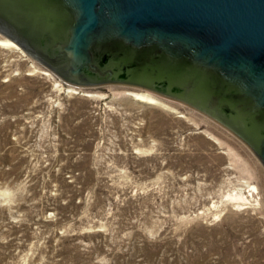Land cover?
<instances>
[{"label":"rangeland","instance_id":"1","mask_svg":"<svg viewBox=\"0 0 264 264\" xmlns=\"http://www.w3.org/2000/svg\"><path fill=\"white\" fill-rule=\"evenodd\" d=\"M0 264H264V164L183 103L0 44Z\"/></svg>","mask_w":264,"mask_h":264},{"label":"water","instance_id":"2","mask_svg":"<svg viewBox=\"0 0 264 264\" xmlns=\"http://www.w3.org/2000/svg\"><path fill=\"white\" fill-rule=\"evenodd\" d=\"M0 35L77 87L183 103L264 164V0H0Z\"/></svg>","mask_w":264,"mask_h":264},{"label":"bare ground","instance_id":"3","mask_svg":"<svg viewBox=\"0 0 264 264\" xmlns=\"http://www.w3.org/2000/svg\"><path fill=\"white\" fill-rule=\"evenodd\" d=\"M0 44H5L7 46H11V47H15L17 48V44L14 43L12 40L10 39H5V40H0ZM47 75V73H46ZM136 100H139V101H142V102H146V103H149V104H157V100L153 97H151L150 95L148 94H145V93H130ZM248 195L244 196L242 194L240 195H234V196H230L228 195L227 197H232L233 199H236V200H240V201H243V202H246L248 199L247 196L250 197V195H252V193H255L257 192V187L256 186H251L248 190ZM250 192V193H249ZM247 194V193H246ZM242 202V203H243ZM248 203V202H247ZM250 203V202H249ZM245 204V203H243ZM239 207V205H238Z\"/></svg>","mask_w":264,"mask_h":264}]
</instances>
